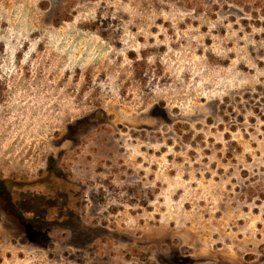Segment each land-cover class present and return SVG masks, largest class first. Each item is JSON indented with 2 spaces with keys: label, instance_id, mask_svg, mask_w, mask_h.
I'll list each match as a JSON object with an SVG mask.
<instances>
[{
  "label": "rangeland",
  "instance_id": "obj_1",
  "mask_svg": "<svg viewBox=\"0 0 264 264\" xmlns=\"http://www.w3.org/2000/svg\"><path fill=\"white\" fill-rule=\"evenodd\" d=\"M0 264H264V0H0Z\"/></svg>",
  "mask_w": 264,
  "mask_h": 264
},
{
  "label": "flooded vegetation",
  "instance_id": "obj_2",
  "mask_svg": "<svg viewBox=\"0 0 264 264\" xmlns=\"http://www.w3.org/2000/svg\"><path fill=\"white\" fill-rule=\"evenodd\" d=\"M31 223V222H30ZM30 223H28L30 225ZM32 224V223H31Z\"/></svg>",
  "mask_w": 264,
  "mask_h": 264
}]
</instances>
